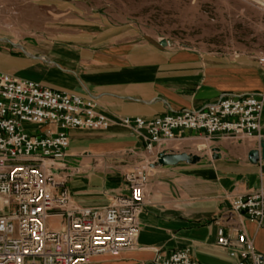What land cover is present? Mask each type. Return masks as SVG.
<instances>
[{
    "label": "crops",
    "instance_id": "obj_1",
    "mask_svg": "<svg viewBox=\"0 0 264 264\" xmlns=\"http://www.w3.org/2000/svg\"><path fill=\"white\" fill-rule=\"evenodd\" d=\"M33 1V9L38 5L47 12L53 9V0ZM67 2L72 6L69 10L76 9ZM22 17L30 20L24 26L37 24L29 13ZM47 18L46 27L54 26ZM53 41L51 34L41 37L31 30L21 33L0 27V72L92 96L98 111L114 122L106 130H69L70 147L63 164L70 170L65 182L70 205L103 212L117 196L128 193L127 171L143 166L146 172L135 247L117 256L94 257L88 264H154L157 254L166 256L184 248H190L201 264H232L227 250L216 245L217 219L233 197L264 184V108L258 136L232 140L187 130L179 139L156 146L153 155L119 120L152 119L199 109L222 96L264 92V65L243 57L138 42L124 27L68 36L70 44L65 46L47 44ZM251 151L257 152L256 161L250 160ZM163 153H186L191 160L163 165L156 158ZM63 214L53 209L47 226L61 229ZM239 221L255 249L264 253V226L252 219ZM228 233L235 235V230L229 228Z\"/></svg>",
    "mask_w": 264,
    "mask_h": 264
},
{
    "label": "built area",
    "instance_id": "obj_2",
    "mask_svg": "<svg viewBox=\"0 0 264 264\" xmlns=\"http://www.w3.org/2000/svg\"><path fill=\"white\" fill-rule=\"evenodd\" d=\"M259 62L264 65V55ZM263 108L264 92L228 95L199 109L152 119L123 117L119 123L142 139L153 155L156 146L179 139L187 130L232 140L258 136ZM26 123L40 129L28 132ZM113 123L98 111L92 96L0 72V264H88L94 257L117 256L135 247L145 204V170L127 171L128 193L117 196L103 212L73 208L65 185L69 130H106ZM55 208L64 213L59 230L47 226ZM240 218L264 226V184L231 199L229 209L217 219L216 240L234 259L232 264H264V253L241 230ZM154 264L201 263L184 248L157 254Z\"/></svg>",
    "mask_w": 264,
    "mask_h": 264
},
{
    "label": "rangeland",
    "instance_id": "obj_3",
    "mask_svg": "<svg viewBox=\"0 0 264 264\" xmlns=\"http://www.w3.org/2000/svg\"><path fill=\"white\" fill-rule=\"evenodd\" d=\"M53 1V9L47 12L40 5L33 9V0H0L1 29L31 30L41 37L51 34L54 41L48 45L65 46L70 44L68 36L124 27L133 40L162 48L195 49L252 62H259L264 55V0ZM65 1L77 10H69L72 6ZM20 7L32 10L21 12ZM26 13L35 17V26H24L30 21L22 17ZM45 17L54 26L46 27ZM24 127L28 132L40 129V125L29 123Z\"/></svg>",
    "mask_w": 264,
    "mask_h": 264
},
{
    "label": "water",
    "instance_id": "obj_4",
    "mask_svg": "<svg viewBox=\"0 0 264 264\" xmlns=\"http://www.w3.org/2000/svg\"><path fill=\"white\" fill-rule=\"evenodd\" d=\"M264 153V144L261 145ZM257 159V152L251 151L250 152V160L256 161ZM191 158L186 153H179V154H160L159 157V163L163 165H170V164H176L180 161H190Z\"/></svg>",
    "mask_w": 264,
    "mask_h": 264
},
{
    "label": "bare ground",
    "instance_id": "obj_5",
    "mask_svg": "<svg viewBox=\"0 0 264 264\" xmlns=\"http://www.w3.org/2000/svg\"><path fill=\"white\" fill-rule=\"evenodd\" d=\"M258 2L262 3V0H257Z\"/></svg>",
    "mask_w": 264,
    "mask_h": 264
}]
</instances>
